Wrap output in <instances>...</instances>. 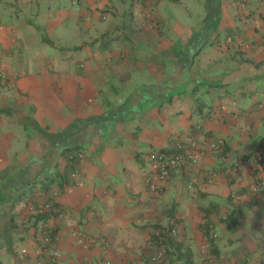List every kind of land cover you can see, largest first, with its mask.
Listing matches in <instances>:
<instances>
[{
	"label": "crops",
	"instance_id": "0c3cea01",
	"mask_svg": "<svg viewBox=\"0 0 264 264\" xmlns=\"http://www.w3.org/2000/svg\"><path fill=\"white\" fill-rule=\"evenodd\" d=\"M188 1L0 0V264H264V0ZM190 137L225 144L152 191L149 152Z\"/></svg>",
	"mask_w": 264,
	"mask_h": 264
},
{
	"label": "built area",
	"instance_id": "2783aa9c",
	"mask_svg": "<svg viewBox=\"0 0 264 264\" xmlns=\"http://www.w3.org/2000/svg\"><path fill=\"white\" fill-rule=\"evenodd\" d=\"M244 45L247 46V44ZM0 76L5 77L6 74L4 72H0ZM259 106L264 108V94H262V98L259 101ZM222 143V140L212 141L209 143L208 147H204L199 143L198 139L190 137L187 139L177 140L175 145L171 147L176 149L175 151L154 150L149 152L148 159L155 168V170L147 176L151 190L160 192L161 185H159V183H163L168 180L172 172L196 165L202 156L208 154L209 150L217 149ZM248 161L253 164H257L260 167H264V139L261 141L258 151L253 154ZM176 233V230H174L173 234ZM158 238L160 248L158 252L151 257L154 262L160 261L166 256V250L163 247V237L160 233L158 234Z\"/></svg>",
	"mask_w": 264,
	"mask_h": 264
},
{
	"label": "rangeland",
	"instance_id": "374dc122",
	"mask_svg": "<svg viewBox=\"0 0 264 264\" xmlns=\"http://www.w3.org/2000/svg\"><path fill=\"white\" fill-rule=\"evenodd\" d=\"M191 2H192V4H190V0H189L187 2V4H188V6H189L190 9H192V10H194L196 12V14H194V13L191 12V15L189 14L188 16L190 18L189 21L191 23H194V22H196V20L198 18H203L207 14V9H206V4L203 3V0L197 1L196 4H195V1H191ZM9 7H8V10L6 12L7 13H12V15L14 16V18H18V16L16 15V13L18 11L16 9L15 10L12 9V6H9ZM184 10L185 9H182L180 11V13L182 15H186V13L184 12ZM47 11H48L47 6L41 7V15H45V13ZM192 14L194 15L193 16V19H192ZM188 16H186V17H188ZM15 21H16V19H15ZM170 21H172V20H170ZM169 24H171V22ZM33 28H34V26H33ZM67 36L69 38V41H72V42H74L76 40L79 41L81 39H87V38H89V35L88 34L82 33V31H79L77 29H73L71 31H68L66 37ZM63 39H64V37H63ZM69 41L67 40V43H69ZM143 72H144V70L137 69L134 72L133 76L128 81L126 80V81H124L122 83L121 82H118L116 84V87H118V89H119L120 96H123L124 93H128L129 91H132L133 92L136 89V87H138V85L141 84L143 81H148V82H151V83L154 82V80H153L154 79L153 78L154 76H151L147 71L143 75ZM254 96H255V94H254ZM261 98H262V96H261ZM174 196H175L174 191L173 190H169L166 193V196H165V199H166V204L165 205H167V202L168 201L173 202L175 200V197ZM168 204H170V203H168Z\"/></svg>",
	"mask_w": 264,
	"mask_h": 264
},
{
	"label": "trees",
	"instance_id": "16d2710c",
	"mask_svg": "<svg viewBox=\"0 0 264 264\" xmlns=\"http://www.w3.org/2000/svg\"><path fill=\"white\" fill-rule=\"evenodd\" d=\"M243 3V6H245L247 4V1H244V0H241ZM245 46V45H243ZM246 47V46H245ZM264 139V138H263ZM225 143L223 142L218 148H220L221 146H223ZM261 144V143H260ZM259 149V147H258ZM258 149L253 152L249 157L248 159L253 155L255 154ZM176 149H173V148H169V149H161L160 151H175ZM69 153L67 154V164H66V172H73L74 169L77 167V164L79 163V160L80 158L82 157L81 155V152H77V154L75 153L74 149H68L67 150ZM66 151V152H67ZM257 165V164H255ZM258 166V165H257ZM54 183V181H49V180H46L43 182V185H42V188L43 190H46L48 187L51 186V184ZM40 211H41V214L43 215L44 219L46 217H55L56 215H58L60 213V210H59V207H58V204L57 203H54L52 201L48 202L47 204H43L41 205L40 207ZM45 214V215H44ZM176 230L173 228V225H171V227H169V229L166 230V234L164 233H160L161 236L163 237V243H165L166 245H172L173 242H174V239L172 238L174 236L173 234V231ZM43 236H44V239L47 240L50 239V236L48 234L44 235L43 233ZM167 238V239H166ZM157 239H158V235H157ZM167 240V241H166ZM187 254H189V252H185Z\"/></svg>",
	"mask_w": 264,
	"mask_h": 264
}]
</instances>
